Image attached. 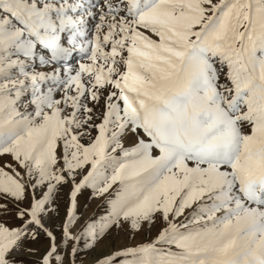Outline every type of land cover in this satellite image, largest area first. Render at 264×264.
<instances>
[{
  "label": "snow or ice",
  "instance_id": "6c2138e0",
  "mask_svg": "<svg viewBox=\"0 0 264 264\" xmlns=\"http://www.w3.org/2000/svg\"><path fill=\"white\" fill-rule=\"evenodd\" d=\"M0 264H264V0H0Z\"/></svg>",
  "mask_w": 264,
  "mask_h": 264
}]
</instances>
